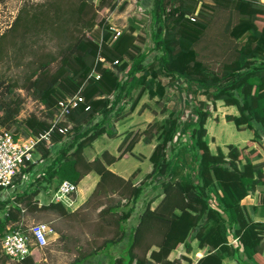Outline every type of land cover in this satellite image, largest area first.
Returning a JSON list of instances; mask_svg holds the SVG:
<instances>
[{
  "label": "trees",
  "instance_id": "obj_1",
  "mask_svg": "<svg viewBox=\"0 0 264 264\" xmlns=\"http://www.w3.org/2000/svg\"><path fill=\"white\" fill-rule=\"evenodd\" d=\"M212 1L215 5H223L230 0ZM53 3H61V0H45L34 9L16 14L10 26L0 34V51L7 38L11 42L17 36L36 32L43 22L51 24L59 16L56 9L51 8ZM199 3V0H141L144 7L151 5L150 37L138 33L144 38V46L135 41L131 26L111 40V34L105 31L100 42L79 35L67 43L54 70L49 68L56 58L51 55L39 60L27 75V88L33 90L42 104L53 109V113L60 98L77 92L84 97L70 110L67 121L57 123L52 129L50 142L42 141L37 145L42 167L29 164L26 169L32 180L15 196L17 202L24 201L25 207L35 209L38 205L40 209L73 215L76 209L69 211L61 201L39 203L36 195L41 190L55 189L64 179L78 183L90 171L98 174L85 203L93 197L98 198L94 201L95 208L101 207L98 217L112 227L113 234L69 264H176L168 257L169 252L179 244L190 251L193 240H197L199 247L208 248L195 264H222L226 257L237 253H241L239 264H264V161L258 160V148L249 147V141L260 140L254 124L264 130V2L233 0L238 19L229 27L228 36L234 41L241 38L243 41L227 49L219 70L208 69L195 48L209 24L203 17L190 18L196 10L198 12ZM88 5L86 0L78 1L68 13L69 17L75 15L83 20L82 13ZM57 9L60 10L59 4ZM95 16L93 10L84 22L85 26L92 27ZM151 50L159 51L158 72L194 82L207 95L195 106L196 119L189 128L197 180L173 178L163 181L160 192L149 199L138 214L137 223L128 226L127 220L143 186L114 172L109 164L130 152L139 134H133L125 146L126 137L123 138L118 146V157L104 150L100 156L89 159L84 155V148L104 133L111 137L117 134L115 123L121 118L136 81L144 85L148 81L146 68L151 66L146 60ZM138 72H141L139 77ZM144 85L130 108L137 104ZM148 90L151 97L163 93L161 86L154 90L149 86ZM217 100L223 102L216 103ZM220 107L227 108L223 117L228 124L222 127L221 137L243 135L247 131L253 137L246 145L231 142L222 147L215 143L214 127L209 121L218 120L214 113ZM0 109L3 110L0 124L12 121L18 111L8 102L0 103ZM69 121L70 127L60 132L58 128ZM177 122L178 115L173 110L158 125L156 133L147 138H155L156 142L149 155L152 168L146 176L155 178L168 172L167 147L173 142ZM24 123L31 135L51 126V122L36 115L26 117ZM154 125L156 122L149 124ZM13 135L15 138L20 136ZM262 144L259 146L264 150ZM2 188L0 186V190ZM105 193L118 195V201L104 204L100 196ZM255 193L254 205L242 203L244 197ZM8 201L0 195V237L4 226L20 216V207L17 204L6 207ZM114 248L116 254L112 253ZM6 261L0 253V262ZM21 264H34L32 256H27Z\"/></svg>",
  "mask_w": 264,
  "mask_h": 264
},
{
  "label": "rangeland",
  "instance_id": "obj_2",
  "mask_svg": "<svg viewBox=\"0 0 264 264\" xmlns=\"http://www.w3.org/2000/svg\"><path fill=\"white\" fill-rule=\"evenodd\" d=\"M44 1L0 0V34L10 26L16 14L24 13L27 9H34L37 4ZM78 1L80 0H61V3H53L51 8L56 9L59 16L54 18L51 24L50 22H43V26H40L36 32L17 36L11 42L8 41L9 38L6 39L0 51V103L8 102L11 107L18 108V111L12 121L0 124V130L6 129L20 135V137H29L31 131L24 123L26 117L36 115L40 119L53 121V109L42 104L33 90L27 88V75L39 60L48 59L51 55L56 57L49 64L50 70H54L59 63L60 54L65 51L67 43L75 37L86 35L100 42L105 31H109L111 40L114 38V34L120 31H128L131 27H133V33L136 37L135 41L141 46L145 44L142 42L143 37L138 33L143 32L146 33L147 37H150L152 24L148 17H150L151 5L144 7L140 4L141 0H99L96 3H93V0H86L89 5L85 7L82 13L84 19L79 20L75 15L69 17L68 14L72 6L78 4ZM199 2L198 12L196 10L193 16L195 18L203 17L209 24L195 48L198 51V57L208 69L219 70L226 58L227 49L233 47L237 42L243 41L242 38L234 41L228 36L229 27L237 21L238 13L233 8V0L223 5H215L212 0H199ZM58 4L60 10L57 9ZM93 10L96 14L95 24L92 27L85 26L86 23L84 22L88 21L87 19ZM158 57L159 51L151 50L149 52L146 60L147 65L151 66L146 68L148 81L145 85L139 80L136 81L128 97V102L124 104L122 116L115 123V126L116 124L119 125V128H116L117 132L119 130L120 135L123 134L120 137L121 141L126 137L123 146L132 138L133 134H139L140 139L136 153H126L123 156L125 159L117 163V168L125 177L130 178L133 183L143 186V191L135 203V209L127 220L128 226L137 223L138 214L150 201L149 199L160 192L163 181L173 178L197 180L194 172L196 158L189 128L196 119L195 106L199 100H205L207 95L204 93V89L194 82H189L175 75H168L162 71L158 72ZM150 69L157 74L153 75ZM140 74L141 72H138L137 77ZM143 85L145 89L140 99L133 109L130 108L131 102ZM149 86L153 90L161 86L163 93L151 97L149 96ZM219 101L223 102L217 100L216 103ZM211 103H209V107ZM173 110L178 115V125L173 142L167 147L168 172L155 178L146 176L152 168L151 161L147 156L156 142L155 138L152 139L153 141H148L147 138L156 133L158 125L164 122ZM2 114L3 110L0 109V115ZM153 122H156V125L149 126ZM68 124L71 125L70 121ZM254 126L260 133V140H257L256 143L258 145L264 143V130L258 124H254ZM101 144L102 140H94L92 144L87 145L84 148L85 157H94L96 147ZM107 144L111 147L115 146V142L109 143L108 141ZM117 151L120 152L119 148ZM37 167H42L41 163L36 164ZM27 185L21 184L17 190L20 191L23 186ZM51 191H53L52 188L45 191L41 190L35 198L42 196V198L40 197L41 203L49 202ZM75 194H72L73 199ZM0 195H6V193L0 191ZM15 196L12 200H15ZM88 197L89 195L85 201ZM97 199L93 197L88 203L84 201L76 210L75 204H64L69 211H76L73 215H61L55 210L40 209L38 205L37 208L33 209L29 206L25 207L24 201L20 202L23 206L25 205V210L19 217H22L26 223L45 222L53 230L49 237V243L45 247L32 250L31 256L34 264H69L94 250L101 245L104 238L113 234L112 227L107 226L104 219L100 220L98 217V211L101 207L95 208L94 201H98ZM100 199L106 205L115 204L119 196L105 193L100 196ZM123 200H121L122 203ZM117 213L119 214L120 210ZM204 247H199L197 240H193L190 251H186L184 245L179 244L169 252L168 257L174 259L176 264H195L197 259L208 251L207 246ZM112 253L116 254L115 248L112 249ZM226 258L225 262L228 264H239L241 253ZM0 264H11V262H0ZM153 264L159 263L154 262Z\"/></svg>",
  "mask_w": 264,
  "mask_h": 264
},
{
  "label": "built area",
  "instance_id": "obj_3",
  "mask_svg": "<svg viewBox=\"0 0 264 264\" xmlns=\"http://www.w3.org/2000/svg\"><path fill=\"white\" fill-rule=\"evenodd\" d=\"M99 0H93L96 3ZM194 19L193 15H190ZM121 32V31H120ZM114 34V37L119 35ZM117 60L114 61L116 63ZM109 65V63H107ZM95 77L98 73L93 72ZM84 97L80 92L60 98L54 111V119L51 126L39 134H32L29 137L15 138L13 133L6 129L0 130V186L6 195L1 198L9 199L6 207L17 204L20 207V216L24 212V206L12 200L16 195L17 187L21 184H28L32 180L30 172L26 169L30 163L39 164L40 154L37 145L40 142L49 143L51 132L59 122H66L70 110L74 109ZM87 108V107H86ZM69 124L58 128L60 132H65ZM48 201H61L63 204H72V194L78 190V183L64 179L60 181L55 189H52ZM15 194V195H12ZM41 203V198H37ZM52 228L45 222L26 223L22 217L17 220H10L0 237V253L11 264H21L23 260L32 254V250L45 247L49 243Z\"/></svg>",
  "mask_w": 264,
  "mask_h": 264
},
{
  "label": "crops",
  "instance_id": "obj_4",
  "mask_svg": "<svg viewBox=\"0 0 264 264\" xmlns=\"http://www.w3.org/2000/svg\"><path fill=\"white\" fill-rule=\"evenodd\" d=\"M259 1L264 2V0H259ZM225 111H227L226 107H220L219 110L214 113L216 115L218 112V118H217L218 120H213L212 122L209 121L210 125H212V127H214L212 134H214L215 143L216 144L219 143L222 147H224V144L231 143V142L235 143L238 146L246 145L248 143L249 139H251L253 137V135L247 131L243 135L236 133V134H229V137H226L225 139H223L224 137L223 138L221 137L220 132L222 130V127L228 126L227 122H225L224 117H223ZM118 126L119 125L116 124V128H119ZM117 135H119V136H117ZM121 135L123 136V134H121ZM121 135H120V131L118 130L116 136H113L112 138L108 137L107 134L104 133L101 136H99L97 139H95L98 141L102 140V144L100 146L96 147V154L94 155V157L100 156L101 152L104 150H107L110 154L118 157L119 153L117 151V148H118V145L121 141V139H120ZM152 139L153 138H151L148 141H151ZM139 140L140 139L138 138V140L135 142V144L133 145V148L130 152L136 153L137 148H138L137 146L139 144L138 142H140ZM108 141H109V143L115 142V146L114 147L109 146V144H107ZM249 142H250L249 147H254V148L259 149L260 157L258 158V160L264 161V150L255 141L251 140ZM149 143H151V142H149ZM152 149H153V147H152ZM152 149L147 156L148 159H149V155L152 152ZM92 150H94V149H92ZM130 152L129 153L127 152V153L130 154ZM94 157H91L89 159H92ZM124 159H125V157L117 158L111 164H109V167L114 172L118 173L119 175L123 176L124 178H128V177H125V175L117 168V163H119L121 160H124ZM139 162H141V161H139ZM115 165H116V167H115ZM151 165H152V163H151ZM97 180H98V174L95 171H90L83 178H81V180L78 182V190L76 191L75 198L73 199V202H72V204H75L74 205L75 209L81 203H84L85 198L91 194ZM43 191H45V190H43ZM39 197L42 198V196H39ZM255 201H256V193L248 195L242 199V203L246 204L247 206L254 205ZM194 241H196V240H194ZM225 259H227V258H225ZM225 259L223 260L222 264L226 263ZM226 264H228V263H226Z\"/></svg>",
  "mask_w": 264,
  "mask_h": 264
}]
</instances>
